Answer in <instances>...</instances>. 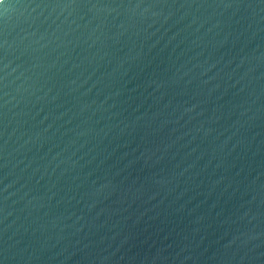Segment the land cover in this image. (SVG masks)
<instances>
[{"label": "water", "instance_id": "95a60500", "mask_svg": "<svg viewBox=\"0 0 264 264\" xmlns=\"http://www.w3.org/2000/svg\"><path fill=\"white\" fill-rule=\"evenodd\" d=\"M0 264H264V0H0Z\"/></svg>", "mask_w": 264, "mask_h": 264}]
</instances>
